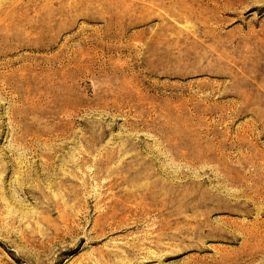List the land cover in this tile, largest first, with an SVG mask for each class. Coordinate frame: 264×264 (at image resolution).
Here are the masks:
<instances>
[{"label":"rangeland","instance_id":"obj_1","mask_svg":"<svg viewBox=\"0 0 264 264\" xmlns=\"http://www.w3.org/2000/svg\"><path fill=\"white\" fill-rule=\"evenodd\" d=\"M0 264H264V0H0Z\"/></svg>","mask_w":264,"mask_h":264}]
</instances>
